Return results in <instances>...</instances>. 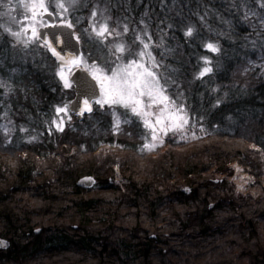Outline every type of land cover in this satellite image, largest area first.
Here are the masks:
<instances>
[{"label":"trees","instance_id":"16d2710c","mask_svg":"<svg viewBox=\"0 0 264 264\" xmlns=\"http://www.w3.org/2000/svg\"><path fill=\"white\" fill-rule=\"evenodd\" d=\"M122 3L113 0L112 16L129 17L132 28L149 11L156 44L157 18L184 17V26H196L200 36L188 42L182 26L160 25L166 35L163 48H154L155 56L165 72L177 70L192 100L203 91L202 110L212 111V119L232 115L236 128L190 143L168 141L152 154H140L137 143L127 139L137 138L138 129L132 135L112 134L102 131L101 119L88 124L98 115L76 122L83 129L41 132L40 140L18 142L17 134L10 136L14 139L0 134V238L6 241L0 264H264V32L257 16L244 19L249 8L264 15L260 0H248L247 6L244 0ZM205 11L203 23L193 15ZM207 42L220 46L221 67L201 82L194 75ZM15 64L19 75L9 115L18 128L39 130L33 123L39 120L36 106L47 113L72 91L59 93L51 60ZM217 97L222 102L213 107ZM113 135L125 138L111 152L143 161H134L133 168L121 166L127 179L121 184L114 181L112 163L98 152ZM165 160L171 168L163 165ZM231 163L250 174L251 191L235 189ZM147 165L157 172L137 181L141 172L134 168L145 172ZM84 175L94 177L92 187L76 183Z\"/></svg>","mask_w":264,"mask_h":264},{"label":"snow or ice","instance_id":"6c2138e0","mask_svg":"<svg viewBox=\"0 0 264 264\" xmlns=\"http://www.w3.org/2000/svg\"><path fill=\"white\" fill-rule=\"evenodd\" d=\"M122 2L128 3V0H116V3ZM141 2L142 0H137V6ZM247 3L248 0H244L245 6ZM172 4L175 5L176 0H172ZM0 7H7L9 12L14 10L11 2L7 5L0 4ZM114 7L113 0H19L17 8L22 10V19L10 17V20L19 23L18 30L0 25V68L7 58L10 57L15 63L21 52H27L36 44L55 58V76L62 82L64 89L73 87V80L70 79L73 68H82L87 74L77 77L75 81L77 102L73 103L71 108L68 103L55 107L57 118L49 122V133L52 126L56 131L63 132L66 123L64 117L70 121V112L79 116L93 113V105L98 106L97 110L107 109L112 117L113 131H121L122 125L129 130V135L133 134V130L141 129V139L145 141L141 151H153L163 144L164 137L169 133L185 139L189 134L196 136L197 126L204 132V115L187 105L177 70L168 69L167 75H160L158 70L161 65L153 55L154 48L164 46L166 33L160 25L166 24L167 29L182 26L183 36L188 38V42L199 38V30L192 23L184 26V17L179 20L167 16L164 19L157 18L160 44H156L151 31L153 17L149 11L145 10L136 26L130 28L127 22L129 17L124 16L121 19L112 16ZM259 9L264 10V0H260ZM85 10L89 15H77ZM193 15H198L203 23L207 11L204 15L199 12ZM251 16L258 17L260 32H264V15L249 8L244 12V19L247 21ZM98 18H102L103 22ZM169 19L172 20L171 23L167 22ZM130 32L131 44L117 42L109 46L108 37L115 40L122 36L127 37ZM5 37H10L11 40ZM82 41L93 48L87 57L79 50ZM203 47L209 53L221 52L216 43L207 42ZM94 52H100L101 56L105 57L103 63L92 60ZM200 59L202 66L195 75V80L203 82L204 77L214 71L213 59L208 55ZM244 71L247 72L248 69ZM15 83L14 68L9 69L7 78L0 75V119H7L8 124H13L9 112L17 91L13 86ZM224 96L226 97L227 93H224ZM221 102L222 99L217 97L213 107ZM8 124H0V134L5 138L14 131ZM19 131L27 132L28 129L21 126ZM31 139L35 140L36 137ZM0 246H5L4 242H0Z\"/></svg>","mask_w":264,"mask_h":264},{"label":"rangeland","instance_id":"374dc122","mask_svg":"<svg viewBox=\"0 0 264 264\" xmlns=\"http://www.w3.org/2000/svg\"><path fill=\"white\" fill-rule=\"evenodd\" d=\"M9 2H11L12 8L14 10L9 12L7 7H0V25L11 27V28H13V30H18L19 23L18 22H13L12 20H10V17H17L18 20L22 19V10L17 8L19 0H0V4H3V5L9 4ZM77 15H85L86 16V15H89V13L87 12V10H85L83 13H77ZM115 17H119V15H115L114 18ZM98 19L100 20V22H103L102 18H98ZM110 23H112V22L110 21ZM85 26H86V24H85ZM0 30H2V29H0ZM5 38L11 40L10 37H5ZM108 41H109V46H112L114 43H117V42H124L126 44H131L132 43V34H128L127 37H123L122 36V37L116 38L115 40L113 39V37H108ZM212 43H216V42H212ZM216 44H218V43H216ZM9 47H10V45H9ZM81 51L87 57L88 53L90 51H93L92 45L85 44L82 41L81 42ZM154 52H155V50L153 49V55H155ZM41 53H45V55L43 56V55H41ZM179 53H180V51H179ZM256 53H260L259 50L256 49ZM46 54L47 53H46L45 50L39 48L38 45L34 44V45L31 46V48L27 52H21L19 54V56L17 57L16 62L20 61L21 64H24L25 66L26 65L28 66V65H31L30 63H32V61L34 59H41V60H43V62L45 64L47 61L51 60V59H49V57ZM229 54L230 53H228V55ZM205 55H208V56H210L213 59L214 71H215V68L218 69V68L221 67V65L219 63V61L221 62V60H220L221 52L219 54H213V53H209L204 48L203 53H201L198 56V58H197V72L195 73V75L198 73V71L200 69V66H202V61H201L200 58L202 56H205ZM21 57H22V61H21ZM169 57H171V56H169ZM27 58L31 59V61L28 62ZM104 59H105V57L101 56L100 52H94L92 60H95L98 63H103ZM156 59L161 65L160 69L158 70L160 75H162V76L163 75H167V72H165L162 69V61L160 59H158V58H156ZM92 60H90L89 63H91ZM5 61L6 62L4 63L3 67L0 68V75L5 76V78H7V73L9 71V69H12V68L16 67L17 65L15 63H13V61L11 60L10 57L7 58ZM73 69H75V68H73ZM55 71H56V67H53L51 75L53 77L54 84L58 85L59 88H60L59 93L62 94V93L68 92V89H64L62 82H59L58 77L55 76ZM17 75H19V73L17 74V72H16V76ZM211 75H212V73L209 74V76H211ZM205 81H207V80H205ZM181 88H182L183 91H185V89L182 86H181ZM213 89H216V88L213 87ZM200 92L201 93L198 92V96H197V98L195 100H192L194 97H192V95L187 94V93H185V98H186V103H187L188 106H190L191 108H195L197 110V112L202 113L204 115V120L202 122L203 123V127L205 129L204 132H201L199 126H197L195 128L196 136L193 137V136H191V134H189L185 139H181L179 135H173V134L169 133L168 136L164 137L163 144L158 146L153 151H150L151 152L150 153L149 151H146V150L145 151H141V146H142V144L145 141L141 139V136H140V134H142L141 129L140 130L138 129V130H136V134H138L137 138H132V137L127 138V139H131V140H133L134 142L137 143V146H136L137 152H139L140 154H142V153H144V154H146V153L152 154V153H155L157 151V149L158 150L162 149L164 147V143H166L168 141H173L176 144L177 143L184 144V143H190L192 141H195L198 138H201L203 136H206V135H209V134H212V133H217V132L225 133L226 131L227 132L234 131V129L236 128V125H235L236 122L233 119L234 117L232 115H230L228 117H225L226 119L222 120V121L221 120H217L218 118L214 120V119L211 118V114H212L211 112L212 111H210V110L209 111L202 110L203 99H200V98L203 96V91H200ZM200 95H201V97H199ZM61 97L63 99H65L66 102L61 100V103L57 104V105H63L64 103H68V101H67L68 97L67 96L63 95ZM198 99L200 100L199 102H197ZM57 105L52 106L50 111L47 112V113H45L43 110H40L36 106V113H37V115L39 117V120L34 121L33 123H34V125H37V127H40L39 130L36 127H31L30 129H28V127L23 126V127L27 128L28 131L27 132H21V131H19V128L17 127V125L20 126V124L16 125L14 123V119L10 115H9V117L13 121V124H8V120L7 119H0V124H8V127L12 128L14 130L13 133L11 135H9L7 139H14V138H12L10 136H12L13 134H17L18 135V139H19L18 142H24V141L28 142L29 140L30 141L32 140L31 137H33V136H35L36 139H38L39 138L38 136H39V134L41 132L42 133H45V132L49 133V131H48L49 122L52 119H56L57 118L56 114H55V107ZM97 107L98 106L95 105L94 109H95V112H96L95 115H98V117L97 116L90 117L88 119V124L91 123L92 120H100L101 119L100 123L102 124V128H101L102 131H106V132H110L111 131L112 134L118 133L117 131H113L112 117L108 113L107 109H99V110H97ZM13 114L14 115H19V113H16V111ZM229 117H231V119H229ZM64 119L66 121L64 128L65 127H69V128H78L79 127V126L76 125V120L74 119V117L72 115H71V120L70 121L67 120L66 116L64 117ZM106 123H107V127H105ZM83 127H86V126H83ZM121 127H122V130L119 131V133H123L122 131H127L126 133L129 132V130L125 126L122 125ZM42 128H43V130H40ZM80 129H83V128H80ZM53 131H56L54 126H52L51 133ZM99 132H101V131H99ZM133 132H135V130H133ZM113 137H115V135H113L112 138ZM124 138L125 137H123V136H119L118 138L115 137V139H113L111 141V143L107 144L106 146H103V145L99 146V148H98V152L102 153L101 155L104 154V161H109V162L112 163L113 175H114L113 177H114V181H115L116 184L125 183L127 181V179H125L123 177V175L121 174V168L122 167H124V168H133V167H136V164H135L134 161H136L137 163L143 162V161H139L138 160L139 158L136 157V156L124 157L119 152H118L119 154H116L115 152H111L112 150H114L116 148L117 149L120 148V147H116V146L118 144H121V141H123ZM38 140H40V138ZM261 145L263 146V144H261ZM109 146H112V147H109ZM99 156L100 155L96 154V157H99ZM162 163H163L164 166H168L167 160H165ZM101 164L103 165L102 162H101ZM14 166L15 165H13V164H9L10 168H14ZM147 166L149 168H147L148 171L146 170L145 172L140 170L139 168H136V169L134 168V171L137 170L138 173L141 172L138 176H136V177H138L137 181H142V178H145V179L148 180V179L151 178V176H154V173L157 172V171L155 172V170H154L155 168L154 167H151L149 165H147ZM171 167H172V164H171ZM171 167L168 166V169L171 168ZM230 168H231V172H232V176L230 177V180L233 183L235 189L237 191H239V192H242V193H246L247 191H251V176H250V174L246 170H244V168L240 164L231 163L230 164ZM139 178H140V180H139ZM134 180H136V179H134Z\"/></svg>","mask_w":264,"mask_h":264},{"label":"water","instance_id":"95a60500","mask_svg":"<svg viewBox=\"0 0 264 264\" xmlns=\"http://www.w3.org/2000/svg\"><path fill=\"white\" fill-rule=\"evenodd\" d=\"M79 50H80V45H79ZM81 51V50H80ZM47 52V51H46ZM48 55L51 57V54L49 52H47ZM54 61H55V58L54 57H51ZM56 62V61H55ZM81 75H87L86 73L83 72V69L82 68H77L75 69L73 72H72V75L70 77V79L73 80V92H74V96L72 97V99L70 100V103H69V106L71 108L72 104L77 102L78 100V97H77V88H76V79L77 77H80ZM90 79V77H89ZM80 103L82 104V99H80ZM72 113V112H71ZM74 116L77 117L78 120H81L83 116H79L78 114H75V113H72ZM85 114H89V113H85ZM95 179L93 176L91 175H84V176H81L77 179V184L81 187H84V188H90L92 187L94 184H95ZM185 192H188V188H184L183 189ZM37 231V230H36ZM0 242H4V245H6V241L1 239L0 238Z\"/></svg>","mask_w":264,"mask_h":264}]
</instances>
